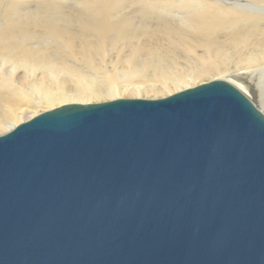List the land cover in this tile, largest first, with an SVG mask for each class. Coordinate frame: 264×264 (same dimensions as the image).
<instances>
[{
    "label": "water",
    "instance_id": "1",
    "mask_svg": "<svg viewBox=\"0 0 264 264\" xmlns=\"http://www.w3.org/2000/svg\"><path fill=\"white\" fill-rule=\"evenodd\" d=\"M0 264H264V114L214 81L22 124L0 137Z\"/></svg>",
    "mask_w": 264,
    "mask_h": 264
},
{
    "label": "bare ground",
    "instance_id": "2",
    "mask_svg": "<svg viewBox=\"0 0 264 264\" xmlns=\"http://www.w3.org/2000/svg\"><path fill=\"white\" fill-rule=\"evenodd\" d=\"M214 81L264 114V0H0V137L63 106Z\"/></svg>",
    "mask_w": 264,
    "mask_h": 264
},
{
    "label": "rangeland",
    "instance_id": "3",
    "mask_svg": "<svg viewBox=\"0 0 264 264\" xmlns=\"http://www.w3.org/2000/svg\"><path fill=\"white\" fill-rule=\"evenodd\" d=\"M76 4L78 5V2H77ZM77 5H76V6H77ZM149 24H150V23H149ZM149 24H148V25H144V26H147L148 29H150V26H153V25L156 24V23H153V24L151 23V25H149ZM76 26H77V25H76ZM165 38H166V37H165ZM162 40H163V39L161 38V43H162ZM166 41H167V40H166ZM168 41H169V40H168ZM168 41H167V44L170 45V41H169V42H168ZM163 42H164V41H163ZM137 43H138V42H137ZM165 43H166V42H165ZM165 43H164V44H165ZM138 46H139V45H138ZM127 47L129 48V50L131 49V46H130V47L127 46ZM127 47L125 48L126 50L124 49L123 51H121V50H120V51H121L122 53H126L127 50H128ZM129 50H128V51H129ZM66 59H69V57H66ZM109 62H112V59H111ZM108 67H109V66H107V68H108ZM197 85H198V84H197ZM111 99H112V98H111ZM124 99H125V98H124ZM107 100H110V99H107ZM153 100H154V99H153ZM79 103H81V102H79ZM95 103H96V102L81 103V104H95ZM97 103H98V102H97ZM100 103H102V102H100ZM103 103H104V102H103ZM256 105H259V104L257 103ZM261 106H262V105H261ZM261 106H260V105L258 106L259 109L261 108L260 110H262V109L264 108V107L262 108ZM262 111H264V109H263Z\"/></svg>",
    "mask_w": 264,
    "mask_h": 264
}]
</instances>
